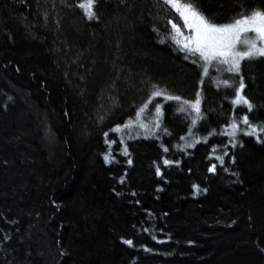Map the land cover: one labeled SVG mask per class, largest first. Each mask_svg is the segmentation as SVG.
Instances as JSON below:
<instances>
[{
  "label": "trees",
  "instance_id": "1",
  "mask_svg": "<svg viewBox=\"0 0 264 264\" xmlns=\"http://www.w3.org/2000/svg\"><path fill=\"white\" fill-rule=\"evenodd\" d=\"M82 2L0 0V264H264V133L240 120L264 125V57L230 80L248 112L184 58L158 0H96L91 20ZM198 6L225 23L264 0ZM154 85L199 92L203 119L155 97L140 114L151 131L124 127Z\"/></svg>",
  "mask_w": 264,
  "mask_h": 264
},
{
  "label": "snow or ice",
  "instance_id": "2",
  "mask_svg": "<svg viewBox=\"0 0 264 264\" xmlns=\"http://www.w3.org/2000/svg\"><path fill=\"white\" fill-rule=\"evenodd\" d=\"M158 2L161 3L166 10H174L179 19L182 20L183 28L187 30L186 32L182 30L181 26L173 22L171 18L166 20V23L171 26V41L177 45L179 51L185 53V59H190L193 64L200 67L203 76L207 77L209 75L210 68H215L218 72L239 75L242 61L264 57V9L253 8L250 11L241 9L230 21L217 23L208 18L200 10L198 0H158ZM95 4L96 0H85V2L80 3L78 6L85 10L87 18L91 20L95 17ZM154 31H156V29H154ZM249 33L254 35H246ZM161 42L164 41L161 40ZM239 45H243V48L238 47ZM221 83L226 87H232L228 79H224ZM200 84H203L202 80ZM244 87L245 84L241 77L238 82V87L234 89V98L231 100V103L237 106L244 105L247 107V111L251 112L253 110V105L248 98L242 94ZM153 88L154 91H152L149 99L139 108V112L136 113L137 116L145 112L148 106L152 104L153 98L163 97L165 101H176L179 105V112L183 113L190 110V113H195L196 116L191 121L193 125H196L199 119H203L199 92H197L194 100L190 101L183 99L179 95L168 94L155 85ZM9 99H11V97H9ZM162 109L163 105L158 102L155 105V112L158 117L162 116ZM240 120L243 125L247 126L243 134L254 136L259 142L261 133H264V125H257L250 122L246 114L243 115ZM132 123L133 122L130 120L124 127H131ZM139 127L143 128L145 132L151 131L148 125L143 122L139 123ZM155 127L157 129L160 127L159 120L155 121ZM230 129V131H226L223 134L229 135L235 139L237 132L240 131V126L235 119L231 122ZM114 131L120 132L122 128L117 126ZM212 134H215V132ZM145 138L148 137L146 136ZM204 142L206 143L207 141ZM110 143H115V141H111ZM195 143H200V141L197 140ZM192 146L194 145H188V147ZM232 146L235 147V144ZM164 151L167 152L168 149L164 148ZM214 151L215 149H213V152ZM124 155H128L127 148L124 149ZM224 155H227V153L225 152ZM224 155L214 157L220 162L221 166H223L224 163ZM104 160L105 162H110V156L105 155ZM128 163L131 164V160H129ZM170 163L172 162L167 159L164 160L165 165ZM215 169L216 164H212L209 171L214 172ZM157 173L159 174V168H157ZM120 182L123 183V179H121ZM193 187L197 192L199 191V186L194 185ZM132 195H135V193H132ZM145 231H147V229H145ZM153 239H155V237H153ZM160 242L162 243L163 241ZM123 243L129 247L133 246V241L131 239H126ZM145 251H150V249L145 248Z\"/></svg>",
  "mask_w": 264,
  "mask_h": 264
},
{
  "label": "rangeland",
  "instance_id": "3",
  "mask_svg": "<svg viewBox=\"0 0 264 264\" xmlns=\"http://www.w3.org/2000/svg\"><path fill=\"white\" fill-rule=\"evenodd\" d=\"M171 11L173 12V15L175 16V20H174V22L177 23L178 26H181L182 30L186 32L187 30L183 28V22H182V20L179 19L178 15L174 12V10H171ZM246 35H248V36H253L254 34L249 33V34H246ZM238 47L243 48V45H239ZM257 58H259V57H257ZM246 60H249V59H246ZM244 61H245V60H244ZM244 61H242V63H243ZM242 63H241V64H242ZM214 69H215V68H210V70H214ZM210 70H209V71H210ZM218 73L221 75V77H220V79H219V85H221L222 87H226V86H225L223 83H221V81H223L224 79H229V81H230V80L232 79L233 76H236L235 74H231V73H227V72H218ZM225 75H226L227 77H224ZM230 83H231V81H230ZM232 87L236 88V87H238V84H237V83H236V84H232ZM107 97H108V95H106V96L104 97V100H107L108 102H110V101H109V98L107 99ZM234 106H235V107H238L237 105H234ZM239 106H243V105H239ZM188 113H189L191 116H192V115H194V117L196 116L195 113H190V110L188 111ZM136 122H138V123H136ZM136 122H135V123H132V126L129 127V129L133 130V129L138 128V129H141V130L144 131L143 128L139 127V123H140V122H143V123L145 124L142 115L139 116V117L137 118V121H136ZM241 126L244 127V128L247 127V126L243 125V123H242ZM154 127H155V126H154ZM126 128H127V127H126ZM126 128H125V129H126ZM155 129H157V128L155 127ZM122 130H124V129H122ZM230 130H231L230 127L227 128V131H230ZM120 132H121V131H120ZM228 136H229V135H228ZM229 137L231 138V136H229Z\"/></svg>",
  "mask_w": 264,
  "mask_h": 264
}]
</instances>
